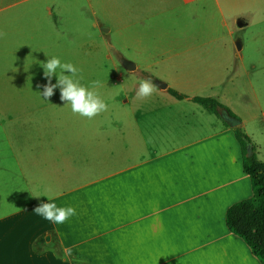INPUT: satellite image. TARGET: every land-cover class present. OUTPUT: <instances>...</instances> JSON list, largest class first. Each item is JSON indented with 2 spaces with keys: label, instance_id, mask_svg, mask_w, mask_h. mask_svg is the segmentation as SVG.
Instances as JSON below:
<instances>
[{
  "label": "crops",
  "instance_id": "1",
  "mask_svg": "<svg viewBox=\"0 0 264 264\" xmlns=\"http://www.w3.org/2000/svg\"><path fill=\"white\" fill-rule=\"evenodd\" d=\"M24 1L5 0L0 10ZM147 80L159 96L131 112L127 128L93 123L69 108L49 112L45 125L1 124L15 139L4 142L11 161H28L31 191L19 195L28 210L51 202L75 214L63 223L39 215L0 220V264H263L226 223L228 208L253 196L231 116L199 105L204 110L197 108L194 126L183 131L175 126L182 112L176 105L193 97L179 100L167 83ZM164 93L174 100L160 99ZM23 136L34 146L26 149ZM0 151L6 160V147Z\"/></svg>",
  "mask_w": 264,
  "mask_h": 264
},
{
  "label": "rangeland",
  "instance_id": "2",
  "mask_svg": "<svg viewBox=\"0 0 264 264\" xmlns=\"http://www.w3.org/2000/svg\"><path fill=\"white\" fill-rule=\"evenodd\" d=\"M8 3L1 0L0 7ZM48 57L72 64L80 84L98 82L92 91L107 110L93 123L129 127L130 113L159 96L153 84L151 95H137L140 82L155 76L190 97L219 99L243 121L264 162V0H28L3 8L0 126L45 125L49 112L71 109L59 89L48 99L41 94ZM160 99L174 100L168 93ZM176 107L182 112L175 126L190 131L201 107L189 100ZM7 133L0 130L3 143L14 139ZM27 141L26 149L34 146ZM2 144L7 159L0 161V220L34 219L31 204L20 198L31 191L28 161H11Z\"/></svg>",
  "mask_w": 264,
  "mask_h": 264
},
{
  "label": "trees",
  "instance_id": "3",
  "mask_svg": "<svg viewBox=\"0 0 264 264\" xmlns=\"http://www.w3.org/2000/svg\"><path fill=\"white\" fill-rule=\"evenodd\" d=\"M168 91L179 100L189 98L172 88ZM191 100L218 116L220 109L224 108L229 116L239 119L216 98L196 96ZM234 133L243 150V166L251 178L253 196L231 205L226 213V223L229 230L242 238L264 264V162L258 159L256 146L243 127H234ZM248 145L253 147L254 154L251 157H247Z\"/></svg>",
  "mask_w": 264,
  "mask_h": 264
},
{
  "label": "clouds",
  "instance_id": "4",
  "mask_svg": "<svg viewBox=\"0 0 264 264\" xmlns=\"http://www.w3.org/2000/svg\"><path fill=\"white\" fill-rule=\"evenodd\" d=\"M44 75L48 83L44 85L42 96L45 99L51 97L56 89L60 91V99L64 104L71 106V111L82 117L92 119L100 112L107 110L106 103L94 92L92 88L98 85V82H92L89 86H84L75 79L77 69L70 63H61L59 58L51 57L42 64ZM56 77V83L51 82L52 77ZM153 92L152 84L147 81H141L137 91L140 97L149 96ZM48 201L52 198L47 197ZM35 213L43 219L63 223L70 216L75 214L72 207H58L55 203H42L34 209Z\"/></svg>",
  "mask_w": 264,
  "mask_h": 264
},
{
  "label": "water",
  "instance_id": "5",
  "mask_svg": "<svg viewBox=\"0 0 264 264\" xmlns=\"http://www.w3.org/2000/svg\"><path fill=\"white\" fill-rule=\"evenodd\" d=\"M160 86L162 88H166V84L165 83H161ZM226 118L230 121V123H231V125L233 127H237V126L240 125V121L238 119H235V118H232V117H228V116H226ZM253 154H254V151H253L252 145H248L247 146V157H251Z\"/></svg>",
  "mask_w": 264,
  "mask_h": 264
}]
</instances>
